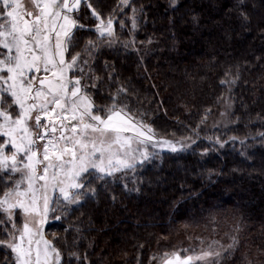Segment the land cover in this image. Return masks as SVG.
Wrapping results in <instances>:
<instances>
[{
    "label": "trees",
    "instance_id": "trees-1",
    "mask_svg": "<svg viewBox=\"0 0 264 264\" xmlns=\"http://www.w3.org/2000/svg\"><path fill=\"white\" fill-rule=\"evenodd\" d=\"M90 2L105 19L121 10V0ZM78 16L89 27L74 51L98 23L86 3ZM120 17L129 34L93 55L95 103L123 87L130 116L157 139L195 141L96 180V197L58 209L46 234L62 264L71 252L80 255L71 264H161L229 245L216 264H264V0H132ZM229 93L235 124L211 135L206 124ZM0 264H13L2 246Z\"/></svg>",
    "mask_w": 264,
    "mask_h": 264
},
{
    "label": "snow or ice",
    "instance_id": "snow-or-ice-1",
    "mask_svg": "<svg viewBox=\"0 0 264 264\" xmlns=\"http://www.w3.org/2000/svg\"><path fill=\"white\" fill-rule=\"evenodd\" d=\"M82 2L98 21L92 26L96 37L74 51L78 33L89 27L78 16ZM30 3L0 0V246L11 250L13 264H62L61 248L44 233L50 215L59 220L58 209L66 212L96 197L94 181L159 156L150 146L175 152L188 145L157 139L150 125L134 123L119 99L123 87L109 104L95 103L90 89L100 78L91 74L89 59L99 42H114L113 16L103 18L90 0ZM220 255L204 251L195 259ZM73 258L79 260V253L69 254V264ZM193 260L174 254L164 264Z\"/></svg>",
    "mask_w": 264,
    "mask_h": 264
},
{
    "label": "rangeland",
    "instance_id": "rangeland-1",
    "mask_svg": "<svg viewBox=\"0 0 264 264\" xmlns=\"http://www.w3.org/2000/svg\"><path fill=\"white\" fill-rule=\"evenodd\" d=\"M131 2H132V0H129V4L127 6H125L122 3V0H121V3H120L121 4V10L119 11V15H117V16L114 17L115 39H114V42L110 45L112 47L113 46L116 47L117 45L120 44V43L118 44L119 35L120 36H123V38H125V35H128L129 34L128 33V29H127L128 28L127 20H126V18H124V17L121 18L120 16H122V13L125 10V8H127V7L130 6V3ZM22 3L26 4L29 7L31 6L30 0H22ZM83 3L84 2H82V4ZM82 4H81V6H82ZM132 18H133V15H131L129 17L128 22L131 25V28H130L131 31L134 32L136 28H133L132 27ZM121 22H123V23H121ZM117 27H118V31H117ZM99 43H100V48H99L98 51H100V52L102 51V47L103 46H109L108 44H105L103 42H99ZM93 57L94 56H92L89 59V65H90V67L92 66ZM85 71L87 72L88 69H85ZM90 82L91 81H89V83ZM96 84H97V81H96ZM233 107H234L233 99L231 98V94L229 93V94L226 95V97H224V99L222 101V105H221L220 110H218V112L213 116V118H210L209 122H207V124H206V130L211 135L212 134H218V133H221V134L222 133H225L226 131H228V129H230L231 127H233V125L235 124V122H233L234 121V119H233V113H234V110L233 109L234 108ZM133 122L136 123L134 120H133ZM127 134L128 135H131V133H127ZM168 140L181 141V142L186 143L188 146L185 147L183 150H177L175 152L171 151L168 148H165V149L153 148V150L158 151V152H162V153H172V154H175V153H178V152L185 151V149L188 150L194 144L192 142L193 140L192 141H190V140H174V139H168ZM42 143L43 142H41V146H42ZM2 191H3V185H0V194H2ZM54 221L60 222L61 219H59V220L53 219V218H51V215H50L48 221L44 225V233H45L46 236H47V234H46V227L48 225L52 224ZM18 222H19V220H18ZM47 238H48V236H47ZM222 249H223L222 251H219L221 253V255L219 257H210V258H207L206 260H196L195 257L199 256V255H197V256H193L194 257V260L192 262H195V261L196 262H200L201 261V262H204L205 264H216V263H219V259H221L220 257H223V255H225V254L227 255V253H229V252L232 251V248L231 247L229 248L228 246L227 247H224ZM8 250H10V249H8ZM166 259H174V256L168 257ZM161 264H164V261Z\"/></svg>",
    "mask_w": 264,
    "mask_h": 264
}]
</instances>
